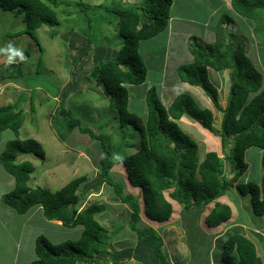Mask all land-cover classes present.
Masks as SVG:
<instances>
[{
	"label": "trees",
	"instance_id": "trees-1",
	"mask_svg": "<svg viewBox=\"0 0 264 264\" xmlns=\"http://www.w3.org/2000/svg\"><path fill=\"white\" fill-rule=\"evenodd\" d=\"M173 3L174 0H140L139 3L123 7L119 18L121 48L113 50L109 58H101L100 61L95 58L89 70L88 82L102 87L110 108L119 114L121 127L132 125L141 134L140 145H126L134 149L131 154L125 150L122 154H113L104 144L107 155L99 162L101 181L99 178L96 183L89 182L88 175H81L55 191L30 187L28 182L35 167L28 160L19 162L18 158L31 153L45 159L46 151L39 140L20 138L25 116L23 109H15L11 103L0 104V131L10 129L15 133V139L8 141L0 156L2 166L15 179L14 188L2 196L4 204L22 215L41 206L48 220L61 221L70 228H83L76 240H65L58 244L39 236L34 248L36 259L31 264H105L108 260L118 264L130 260L133 249L116 252L112 248L113 235L121 232L122 222H117L120 226L113 224L110 231L97 219L99 214L107 210L106 204H93L82 210L79 208L90 190H100L97 184L101 182L110 184L116 196L130 205L129 228L142 240L150 238L156 264H172L162 236L154 228L140 225L141 209L137 198L124 194L122 187L117 188L109 181L111 167L119 155L121 158L118 160L127 168L130 182L143 189L146 215L155 221L166 222L172 217L173 204L164 194L167 190H172L169 196L184 211H194L198 218L205 206L234 186L243 196L251 197L255 214L264 216L263 78L248 57L245 46L235 41L229 15H223L215 26L213 44L205 46L197 41V37L192 38L194 44L190 50L195 60L190 65L181 64L176 69L182 83L201 87L214 106L223 112L220 129L214 127L213 110L200 108L194 97L186 92L178 94L165 107L155 85L146 92L145 121L139 120L128 110L129 85H142L148 78L141 43L167 30ZM78 6L87 7L83 3ZM231 6L242 18L256 22L264 17V0H232ZM0 9L25 14V22L30 30L59 23L57 13L48 0H0ZM255 30L258 33L257 26ZM89 44L87 40V46ZM86 54L90 55L92 51ZM8 64V61L4 62L3 68L0 67V83L10 78L16 79L4 69ZM211 69L216 72L231 70L229 96L224 108L220 104L217 86L209 79L208 70L210 72ZM61 113L70 117V125L80 126V121L71 117L70 110L62 108ZM184 116L221 136L223 148L231 146L230 152L224 150L221 157L217 152L210 151L201 160L198 143L178 123ZM80 129L89 131L81 126ZM253 147L263 152L262 181L238 184L237 181L248 169L246 152ZM225 158L231 163V178L225 174ZM84 185L85 188L81 190ZM231 217V207L216 202L206 222L211 227H217ZM222 260L224 264H264L256 244L240 233L228 234L223 243Z\"/></svg>",
	"mask_w": 264,
	"mask_h": 264
},
{
	"label": "rangeland",
	"instance_id": "rangeland-1",
	"mask_svg": "<svg viewBox=\"0 0 264 264\" xmlns=\"http://www.w3.org/2000/svg\"><path fill=\"white\" fill-rule=\"evenodd\" d=\"M139 1L48 0L57 13L59 23L54 26H43L37 30L27 28L25 14L0 9V67L8 61L10 64L4 66V69L16 78L0 83V104L11 103L15 105V109H23L25 116L20 138L37 139L46 151L47 161L31 153L18 158L19 162L28 160L35 167L28 182L30 187H42L55 191L81 175H88V181L96 183L101 177L99 162L107 155L103 148L104 144L113 154H122L123 150L131 154L134 149L127 148L126 145H140V132L132 125L121 127L119 114L110 108L109 99L103 94L102 87L89 83L87 78L93 62L96 61L95 58L99 61L101 58H109L113 50L121 48L119 44L121 42L120 12L123 7L139 3ZM79 3L87 7H79ZM216 8L219 11L213 15L212 12ZM225 14L231 17L235 41L245 46L252 64L262 75L264 85V17L256 22L242 18L234 11L231 3L227 7L222 0H174L171 17L176 19L169 22L164 33L141 43V53L148 70V78L142 85H129L128 110L131 113L135 114L139 120L145 121L146 92L155 85L165 107L169 106L178 94L186 92L194 97L200 108L208 107L213 110L214 127L220 129L223 112L214 106L201 87L182 83L177 77L176 67L181 64L190 65L195 60L190 50L194 44L193 37H197V41L205 46L214 43L215 26ZM184 18L188 21L187 19L179 21ZM193 18L200 25L203 22L206 24L204 27L196 26V23L190 20ZM87 40L90 42L88 46ZM9 45L12 49L22 52L24 59L13 56L9 61L8 57L12 55ZM101 48L103 49L100 51ZM85 51H92V54L87 55ZM103 54L106 56H102ZM230 72L229 69L222 72L208 70L210 81L219 90L220 104L223 108L229 96ZM62 108L70 110L71 117L80 121V126L88 128L89 131H83L80 126L70 125V117L61 113ZM186 119L183 118L179 125L198 143V155L201 160L210 151L217 152L221 157L224 150L227 151L226 153L230 152L231 146L223 148L221 136ZM186 123L194 125L189 126ZM13 139H15V133L12 130L0 131V156L8 141ZM260 151L261 149L256 147L247 150L245 161L248 169L239 178L238 184L259 183L260 171H262ZM112 157L115 158L114 155ZM120 158V155L115 158L117 161L111 167L109 181H112L117 188L122 187L124 194L140 195V189L128 184V172L123 163L118 160ZM224 162L225 174L228 175L231 163L227 158ZM9 177V173L0 162V203L3 205L2 196L11 191ZM97 187L100 189L99 197L89 199L84 197L82 202L88 199V205L109 200L114 207L119 208V202L112 200L116 197V193L110 184L101 182L97 184ZM83 188L85 185L81 190ZM236 191L238 202H241L243 207H239L243 209L241 210L243 213L238 214L237 222L245 219L255 226H264V216H257L254 213L250 196H243L239 190ZM169 193L170 191L165 192L167 199H170ZM36 208L37 206L22 215L12 208L0 206V264H29L31 260H35L33 254H35L34 248L39 236H44L54 244L78 238L75 229L60 232L48 223L42 226V223L35 222L34 218L27 221L22 234L21 224ZM208 210L203 216L209 213ZM181 213L183 214L182 223L179 216ZM181 213L179 214V208H176L174 217L164 225L165 228L157 232L163 239L165 238L168 245L165 249H171L174 262L179 260L178 258L175 260L173 254L174 251L176 252L177 244L185 243L181 250L195 254L193 258L188 257L189 262L200 264L201 259L204 258L206 246L210 242L204 240L200 233L184 228L185 225L189 227L197 225L196 222L200 217L197 218L196 214L183 209ZM110 215H112L111 212ZM109 218L112 224L120 226V223L115 222L114 216ZM227 224L225 229H230L228 234H254L249 224L244 223L246 227L235 225L236 228L232 227L231 223ZM182 225L184 227H181ZM147 240L150 241V238L145 241ZM253 240L259 245V252H262V242L260 245L256 237H253ZM187 244H193L196 249ZM145 249L148 260L152 259V255L156 259L155 251L150 249L149 254V247L146 246ZM141 250V246L138 250L135 248L134 253H140ZM220 254L222 255V251ZM135 262L141 264L139 260ZM110 263L111 260L105 262V264ZM220 264H224L223 261Z\"/></svg>",
	"mask_w": 264,
	"mask_h": 264
},
{
	"label": "crops",
	"instance_id": "crops-1",
	"mask_svg": "<svg viewBox=\"0 0 264 264\" xmlns=\"http://www.w3.org/2000/svg\"><path fill=\"white\" fill-rule=\"evenodd\" d=\"M222 1L224 2V4H226L227 7L231 3L230 2L231 0H222ZM218 11L219 10H217V8H216V10L212 12L213 15L216 14ZM174 19H176V17H171L170 21L171 20L174 21ZM185 19H187V18L179 19V21L182 22ZM190 20H193L195 23L197 22V20H195L194 18L190 19ZM187 21H188V19H187ZM205 24H206V22H203L202 25H200L199 23H196V26L199 25V26L204 27ZM197 30H198V28H197ZM172 39L175 41L174 38H172ZM169 54H170V52H169ZM171 102H170V104H171ZM186 124H188L189 126L194 125V124H190V123H186ZM262 153L263 152L261 150L260 153H259L260 159H261ZM45 159H46L45 161H47V158H45ZM202 159H203V157H202ZM122 165H124V164H122ZM261 170H262V171H260L261 172L260 173L261 180L258 181L259 183H261L262 178H263L262 166H261ZM227 176H228V178H231L233 176L232 167L230 168L229 174ZM9 178H10V180H8V183L10 185H12L11 186V190H12L14 188V186H15V179L11 175H10ZM128 179H129V176H128ZM246 181H248V178H246ZM128 184L131 185L130 181L128 182ZM131 186L133 187V185H131ZM128 189H129V187H128ZM137 189H140V188H137ZM236 190H238L236 186L232 187L231 189L226 191L224 195L219 197L215 202L205 206L204 209H203V212L199 215L200 218L196 222L197 225H194L192 227H189V226H186V225H185V227H184V225L181 226V227H184L185 229H187L188 231L195 232V233H198V234L200 233L201 235H203L204 240H207V241L210 242V244L206 246V251H205L204 258L201 259L200 264H215V263L220 264L223 261L222 260V255L220 253L223 250V243H224L226 237L228 236V231L230 230V229H228V230L225 229V226L228 225L227 223H229V224L231 223L232 227H234L235 225H241V226L245 225V227H246V224H249L251 226L250 228L253 230L254 234H250V235L243 234V235H245L246 237L250 238L253 242H254L253 237H256L260 241V245H261V242H262V248H261L262 252H259V249H260L259 245L256 242H254V243L256 244V247H257V250H258V254L262 258L263 263H264V226H260V227L259 226H255L250 221H247L245 219L242 220V221L240 220V221L237 222V216H238L239 213L240 214L243 213V211H241L243 209L239 208V207H242V203L238 202V199H237L238 197H237V194H236V192H237ZM171 191L172 190H170V192ZM98 193H100V190L92 189V190H90L88 192L86 198L87 197H88V199L89 198H98L99 197ZM130 194H132V193H130ZM135 196H137V195H135ZM88 199H86L85 201H83L80 204V210H82V209H84V208H86L88 206H91L93 204H98L97 202H93L92 204H88L87 205V200ZM112 200L119 202V205H118L119 208H117V206L114 207V205L112 203H110L109 200L108 201H103V203H105L106 206H107V208H106L107 210L105 212H102L101 214H99L97 218L103 224H105L107 227L109 226L110 231H112V226H113V224H112L113 222L111 221V218H109L110 216H114V220H116L115 222H122V224H123L121 232L119 234L113 235V239L111 241L113 251L115 250L116 252H121V251H124V250H132L133 249V252L131 253L130 260H125V261L119 262L118 264H126V263L137 264L135 262V260H139L141 262V264H156V259L153 258V255H152V259L151 260H148L146 258V249H145L146 246L149 247V254H150V249H152L154 251V247H153V244H152L151 240L150 241L149 240H147V241L142 240L137 234L133 233V231H131L130 228H129V213H130V210H131L129 208V206L127 204H125L124 202H122L120 200V198H118L117 196H116V198H114ZM168 200L174 206V213H173V215L171 217V218H173L174 214H175V209L179 208V214H180L182 212L183 207L177 201L173 200L172 198H170ZM250 200H251V197H250ZM216 202L229 205L231 207V209H232V217H231L230 220L224 222L223 224H221V225H219L217 227H211L206 222V216L212 211V209L214 208ZM100 203H102V202H100ZM4 205L2 203H0V206H3L4 208H10V207H7V205L6 206H4ZM209 207H210V209L208 210ZM252 208H253V206H252ZM120 210H123V211L119 212ZM206 210H208L209 213L206 216L205 215L203 216V214L205 213ZM252 210L254 211V208ZM110 212H111L112 215H110ZM143 213H144V216H143ZM191 214L195 215L196 213L194 211H191ZM179 216H180V222L182 223L181 219H182L183 214L181 213ZM30 218L31 219L34 218L35 222H37V223H39V221H40L42 223L41 224L42 226L47 225V223H48V225H51V227L55 228V230H60V232H62V231L66 232L67 229H75V231L78 233L77 234L78 238H79V236H80V234H81V232L83 230L82 227L70 228V227L64 226L61 221H56V220L55 221H50V220H48L47 218H45V216L43 214L42 207L41 206H37V208L28 217V219L25 220L21 224L20 231H21L22 234L24 233V230H25V227H26V223H27V221ZM166 223L167 222H163V223L156 222V221H154L152 219L147 218L146 215H145V211H142V213H141L140 225H142V226H149V227L154 228L155 230H160L161 228H165L164 225H166ZM244 223H246V224H244ZM234 228H236V227H234ZM175 235H176V233H175ZM252 235H255V236L252 237ZM63 241H65V240H63ZM220 242L222 244H220ZM164 243H165V247H168V245L166 244L165 238H164ZM183 245H186V244L185 243H178L177 246H176V252L175 251L173 252V254L175 255V260H176V258L179 259V260H177L175 262L173 261L174 259H173V256L171 254V249H169V248H167V250L165 249L166 252L168 253L169 257H170L171 262L173 264H191V262H189V260H188V257H192V258L195 257V254L193 255V253L182 251L181 249H182ZM187 245H189L193 249H196L193 244H187ZM217 245H218V247H217ZM140 246L142 247V250L140 251V253H136V252L134 253L135 248L138 250ZM220 248H222V249H220ZM33 257L36 258L35 254H33ZM32 261L33 260H31V262ZM31 262L29 264H31ZM110 264H114V263L111 262Z\"/></svg>",
	"mask_w": 264,
	"mask_h": 264
},
{
	"label": "clouds",
	"instance_id": "clouds-1",
	"mask_svg": "<svg viewBox=\"0 0 264 264\" xmlns=\"http://www.w3.org/2000/svg\"><path fill=\"white\" fill-rule=\"evenodd\" d=\"M232 1V0H231ZM9 50L12 52V55L11 56H9L8 57V59H9V61H11L12 60V57L13 56H19L21 59H24V56H23V53L22 52H20V51H18V50H14V49H12L11 48V45H9ZM213 103V102H212ZM227 104V103H226ZM226 106V105H225ZM206 108H208V107H206ZM211 109V108H210ZM183 118H187L188 120H190V121H194V120H192V119H190V118H188V117H186V116H184V117H182L179 121H178V123H180L181 122V120L183 119ZM222 118H223V116H222ZM195 123H197V124H199L198 122H196V121H194ZM201 125V124H200ZM181 127V126H180ZM42 160H45V159H42ZM125 166V165H124ZM126 168V167H125ZM127 169V168H126ZM128 172V171H127ZM129 176V175H128ZM129 181H130V179H129ZM131 183V182H130ZM131 185H133L132 183H131ZM133 187H135V188H140L141 189V191H140V195H137V196H135V195H133V196H135L136 198H137V200H138V203H139V205H140V209H141V212H140V216H141V213H142V211H145V201H144V193H143V189L141 188V187H136V186H134L133 185ZM235 187V186H234ZM167 191H170V190H167ZM166 192V191H165ZM165 192H164V194H165ZM170 194V193H169ZM132 195V194H131ZM170 197V196H169ZM171 198V197H170ZM123 202V201H122ZM215 202V201H214ZM125 204H127L128 206H129V208H130V205L128 204V203H125ZM80 208V207H79ZM184 210V209H183ZM173 213H174V206H173ZM144 214V213H143ZM145 215H146V212H145ZM173 215V214H172ZM146 217L147 218H149L147 215H146ZM207 217V216H206ZM98 219V218H97ZM149 219H151V218H149ZM171 219V218H170ZM169 219V220H170ZM231 219V218H230ZM229 219V220H230ZM99 220V219H98ZM153 220V219H152ZM168 220V221H169ZM100 221V220H99ZM155 221V220H154ZM168 221H166V222H168ZM156 222H158V221H156ZM160 223H163V222H160ZM63 224V223H62ZM223 224V223H222ZM164 247H165V243H164ZM171 261V260H170ZM173 264V263H172Z\"/></svg>",
	"mask_w": 264,
	"mask_h": 264
}]
</instances>
